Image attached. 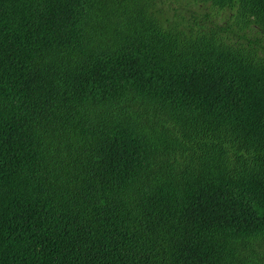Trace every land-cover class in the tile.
<instances>
[{"label": "trees", "instance_id": "16d2710c", "mask_svg": "<svg viewBox=\"0 0 264 264\" xmlns=\"http://www.w3.org/2000/svg\"><path fill=\"white\" fill-rule=\"evenodd\" d=\"M0 264H264V0H0Z\"/></svg>", "mask_w": 264, "mask_h": 264}]
</instances>
